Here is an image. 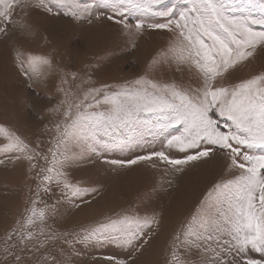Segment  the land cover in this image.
Instances as JSON below:
<instances>
[{"label": "snow or ice", "instance_id": "1", "mask_svg": "<svg viewBox=\"0 0 264 264\" xmlns=\"http://www.w3.org/2000/svg\"><path fill=\"white\" fill-rule=\"evenodd\" d=\"M61 9L64 16L76 22H93V4L85 0H0V39L11 40L14 32L32 36L28 17L33 10L59 16ZM135 11L142 15L133 25L129 18ZM107 19L122 26L133 41L146 30L171 33L168 49L154 57L150 67L175 63L179 71L186 66L196 83L180 85L140 76L119 85L95 86L87 73H65L63 83H68L67 76L73 80L80 77V83L88 87L81 89L82 95L74 100H62L63 109H48L61 117L54 124L52 147L43 153L38 150L39 144L32 148L0 125V135L6 141L0 152L13 162L27 161L30 172L38 168L34 173L36 196L41 192L51 195L55 185L64 199L87 204L84 197L94 195L97 189L81 187L79 181L73 183L65 171L82 158L75 149L86 146L99 158L102 153L94 144L97 136L127 129L146 114H162L168 118L167 127L177 134L164 130L154 137H162L160 151L104 162L115 170L141 163L156 168L158 161L166 172L175 175L183 174L190 165L215 161L221 166L220 179L182 231L173 236L165 264H264V73L230 82L239 66L264 49V10L256 14L237 0H181L180 4L169 0H114ZM13 53V63L29 87L42 82L45 70L54 68L47 55L26 54L18 47ZM5 159H0V165H5ZM40 159L43 165L35 162ZM225 174L229 178L225 179ZM37 202L30 201L31 207L25 209L27 216L16 230L21 243L33 236L28 228L35 227L37 221L44 223L47 209L56 207L45 204L37 209ZM75 206L79 208L80 204ZM158 216L155 211L151 216L124 215L87 231L83 240H109L141 252L149 243L144 239L145 229H151L154 223L158 227ZM194 253L198 261L187 259ZM104 259L108 264H129V260L113 256ZM15 260L23 264L19 255Z\"/></svg>", "mask_w": 264, "mask_h": 264}, {"label": "rangeland", "instance_id": "2", "mask_svg": "<svg viewBox=\"0 0 264 264\" xmlns=\"http://www.w3.org/2000/svg\"><path fill=\"white\" fill-rule=\"evenodd\" d=\"M85 2L93 4L91 24L64 16L63 9L59 16L33 10L28 21L34 34L23 37L14 32L12 39L4 42L6 48L0 51V125L20 136L32 148L39 144L38 150L43 153L52 147L54 124L61 118L48 109L58 106L63 109L62 100H74L82 95L81 89L88 87L80 83V77L73 80L67 76L68 83H63L65 73L78 72L81 76L87 73L95 86L103 83L119 85L140 76L160 82L174 81L180 85L196 83L194 74L186 66H181L179 71L175 63L150 67L153 58L168 49L171 33L146 30L133 41L122 26L107 19L114 0ZM169 2L180 4L181 0ZM237 3L256 14L264 10V0H237ZM101 13V18L95 19ZM141 15L135 11L129 22L134 25ZM143 15L146 17L147 14ZM48 19L51 21L48 22ZM14 47L26 54L51 57L54 68L45 70L42 82L29 87V82L13 63ZM261 73H264V49H260L254 59L239 66L230 76V82H239ZM167 125L166 116L146 114L145 118L127 129L109 136H97L94 144L102 153L99 158L88 152L86 146L76 148L82 158H77L65 171L73 183L79 181L81 187L97 189L94 195L84 197L87 204L79 199H64L55 185L51 195L41 192L39 197L36 196L34 173L38 168L30 172L27 161L13 162L5 159V154L0 152V159H5V165H0V264H16L17 255L23 264H52L53 260L56 264H108L104 259L106 256L129 260V264H165L170 256L173 236L182 231L205 194L220 179L221 166L214 165L211 177L199 186L189 205L178 211L172 207L173 197L169 191V181L171 186L174 185L178 182V175L166 172L158 161L156 168L141 163L115 170L104 161L127 160L136 155L160 151L162 137H154L164 130L177 134ZM5 143L3 135H0V147ZM35 162L44 164L42 159ZM199 166L190 165L186 170L194 168L195 173V168ZM224 178L229 177L225 174ZM33 199L38 201L37 209L44 208L45 204L56 207L47 209L44 223L37 221L35 227L28 228L33 236L21 243V235L16 230L20 229L27 216L25 209L31 207ZM76 204L80 207L77 208ZM153 211L159 214V226L154 223L151 229H145L147 234L144 239H149V243L141 252L118 246L109 240H83L87 231L109 220L124 215L151 216ZM187 259L198 261L199 257L194 253Z\"/></svg>", "mask_w": 264, "mask_h": 264}, {"label": "bare ground", "instance_id": "3", "mask_svg": "<svg viewBox=\"0 0 264 264\" xmlns=\"http://www.w3.org/2000/svg\"><path fill=\"white\" fill-rule=\"evenodd\" d=\"M49 20L50 19H48V22ZM5 41L6 40L1 41L0 51L6 48L4 44ZM214 165H218L217 162L211 161L208 164L199 166V168H195V173L194 168H191L185 170L183 174L176 176V178H178V182H174V185L169 186L170 195L173 197L172 207H174L175 210L182 211L189 205L190 198L198 192L199 186L211 177L210 171L211 169L213 170Z\"/></svg>", "mask_w": 264, "mask_h": 264}]
</instances>
